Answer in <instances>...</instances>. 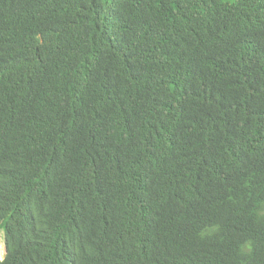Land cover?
<instances>
[{"label":"trees","instance_id":"trees-1","mask_svg":"<svg viewBox=\"0 0 264 264\" xmlns=\"http://www.w3.org/2000/svg\"><path fill=\"white\" fill-rule=\"evenodd\" d=\"M0 264H264V0H0Z\"/></svg>","mask_w":264,"mask_h":264},{"label":"rangeland","instance_id":"rangeland-1","mask_svg":"<svg viewBox=\"0 0 264 264\" xmlns=\"http://www.w3.org/2000/svg\"><path fill=\"white\" fill-rule=\"evenodd\" d=\"M0 249H1V256L3 257L5 252H6V249H5L4 242H3L2 238L0 239Z\"/></svg>","mask_w":264,"mask_h":264}]
</instances>
